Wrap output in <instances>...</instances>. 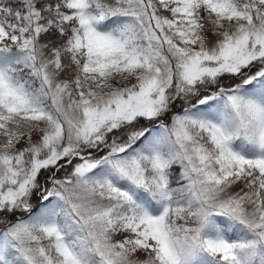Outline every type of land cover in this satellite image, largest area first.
Masks as SVG:
<instances>
[{"label": "snow or ice", "instance_id": "6c2138e0", "mask_svg": "<svg viewBox=\"0 0 264 264\" xmlns=\"http://www.w3.org/2000/svg\"><path fill=\"white\" fill-rule=\"evenodd\" d=\"M0 264H264V0H0Z\"/></svg>", "mask_w": 264, "mask_h": 264}]
</instances>
